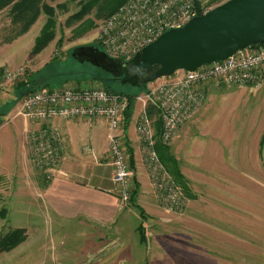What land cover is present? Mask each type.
I'll return each instance as SVG.
<instances>
[{
	"label": "rangeland",
	"instance_id": "1",
	"mask_svg": "<svg viewBox=\"0 0 264 264\" xmlns=\"http://www.w3.org/2000/svg\"><path fill=\"white\" fill-rule=\"evenodd\" d=\"M225 1L209 0V4L215 7ZM47 2L56 8L57 23L53 39L39 50L35 46L47 15L42 13L27 32L17 36L11 6L0 10V69L25 66L36 86L48 88L104 86V82L94 79V74L105 71L93 63L111 57L98 49L99 28L105 19L99 16L101 12L94 9L85 18L93 21L92 26L81 24L83 20L68 25V18L81 7L79 0ZM155 84L149 83L138 97ZM118 87L136 91L129 82ZM17 89L18 83L7 85L0 95V114H7L6 122L27 120L19 114V103L12 111L10 105L2 106ZM14 100L19 102L16 93ZM30 129L25 130L20 155H28V165L35 166L27 138ZM168 146L191 194L185 192L187 203L182 211L163 208L161 220L149 219L140 224L128 210L132 226L140 224V233L136 232V238L119 237V241L118 236H113L109 240H116L115 244L97 254H87L77 247L83 240L91 243L89 239L42 237L48 232H29L22 243L0 254V264H142L138 259L143 256L148 258L146 264H264V87L230 85L215 89ZM25 201L26 194L18 189L16 181L0 179L1 234L15 223H27L26 214L14 211L16 204ZM140 238L147 251L133 252L130 247L132 252L124 255L127 261L119 263L123 256L120 252Z\"/></svg>",
	"mask_w": 264,
	"mask_h": 264
},
{
	"label": "built area",
	"instance_id": "2",
	"mask_svg": "<svg viewBox=\"0 0 264 264\" xmlns=\"http://www.w3.org/2000/svg\"><path fill=\"white\" fill-rule=\"evenodd\" d=\"M214 6L209 0H126L99 28V40L111 57L129 60L165 31L182 27L193 17ZM25 66L0 69V95L5 87L28 78ZM144 96L137 97L159 111L161 142L170 144L181 127L209 100L215 89L236 85L264 87V44L238 50L230 57L201 65L195 70H178L154 81ZM128 97L103 86H41L19 101V114L30 121L48 123L54 119H104L108 125L109 154L113 167L118 209L131 205L132 170L124 145L122 118ZM144 160L160 205L171 212L182 211L187 203L184 190L174 181L156 150V131L144 111L137 124ZM33 161L46 179L58 171L64 140L55 127L27 131Z\"/></svg>",
	"mask_w": 264,
	"mask_h": 264
},
{
	"label": "crops",
	"instance_id": "3",
	"mask_svg": "<svg viewBox=\"0 0 264 264\" xmlns=\"http://www.w3.org/2000/svg\"><path fill=\"white\" fill-rule=\"evenodd\" d=\"M20 91L22 92V89H17L11 99L4 100L2 106L5 108L10 105L12 111L19 103L14 100L15 93L18 97ZM144 111L151 116L157 132L159 111L151 104L136 100L129 122L125 112L122 118L124 145L128 154L130 152L133 154L134 159L133 189H137L135 203L132 202L123 212L118 209L116 186L112 180L113 167L109 154L106 120L57 118L44 123L16 118L6 122L7 114L2 112L0 114V179L9 178L12 182L16 181L18 189L26 194L25 203L16 204L14 211L15 214H26L27 223L25 225L15 223L12 227L25 228L27 233L47 231L48 233L44 232L42 237L89 239L91 243L83 240L77 247L87 254H97L115 244L116 240L109 238L118 236L117 241L119 237L136 238V232L140 233L139 225L142 222L145 224L149 219L161 220L165 210L160 205L152 185L137 132V124ZM46 126L57 128L64 140L62 161L58 171L49 180L44 177L32 156L30 158L35 166L28 165V155L25 158L20 155V143L25 137V130L29 127L40 129ZM171 149H174V144ZM128 210L136 222L139 220L140 224H136V227L132 226L129 220ZM141 211H144L147 219L143 218ZM168 215L170 216V213ZM92 239L96 241L93 242ZM139 240L135 245L128 243L123 251H119L120 254L124 256L132 251L146 252L147 245H143L141 238ZM98 242H102V246L98 245ZM130 247L134 249L131 251ZM123 256L119 263L127 261V256L124 258ZM147 260L148 258L143 256L138 262L146 264Z\"/></svg>",
	"mask_w": 264,
	"mask_h": 264
},
{
	"label": "water",
	"instance_id": "4",
	"mask_svg": "<svg viewBox=\"0 0 264 264\" xmlns=\"http://www.w3.org/2000/svg\"><path fill=\"white\" fill-rule=\"evenodd\" d=\"M259 44H264V0H227L184 26L165 31L134 57L118 63L126 80L136 79L144 86Z\"/></svg>",
	"mask_w": 264,
	"mask_h": 264
},
{
	"label": "trees",
	"instance_id": "5",
	"mask_svg": "<svg viewBox=\"0 0 264 264\" xmlns=\"http://www.w3.org/2000/svg\"><path fill=\"white\" fill-rule=\"evenodd\" d=\"M69 1H77V0H69ZM126 0H79L81 5L80 9L71 15L67 23L71 25L75 21H82L81 24L85 22L90 23L92 26L94 23L90 19H85L89 14L96 11L101 12L99 16L103 18H108L112 15L120 5H122ZM11 6V18L12 22L18 26L17 36L24 34L29 30L32 24L36 21V19L42 14L45 13L47 15V21L42 29V33L37 38V43L35 49H42L46 44L50 42V40L54 37V29L57 23L56 17V8L52 7L47 0H0V10H3L5 7ZM104 19V20H105ZM98 49L106 52L102 43L99 41ZM257 46V45H253ZM93 54H91L90 61L92 62ZM119 58L114 57H103L102 60H98L93 62L101 70L102 75L94 74V79H98L104 82V86L107 90L112 92L121 93L128 97L129 105L125 110V117L127 122H129V118L132 114L134 104L138 95L144 90H146L147 85L139 86L137 84L136 79L126 80L127 75L123 68L119 66ZM129 82L132 86L136 88V91H129L127 89L117 88L118 84H127ZM118 83V84H117ZM41 86H36V82H34L30 77L26 80H21L18 82V89H22L20 91L19 97H24L28 93L39 89ZM158 131L156 132V150L162 160V162L167 166L168 170L172 173L174 180L178 185H181L184 192L190 194L189 187L187 185V180L184 178L181 169L177 160L174 158L171 153L170 147L161 142V129H162V121L159 117L158 122ZM130 158V166L132 170L134 169V159L133 154L129 153ZM133 179V178H132ZM134 185L137 187L136 181H134ZM185 193V194H186ZM137 194V189H132V198L131 203H135ZM137 206V205H136ZM138 207V206H137ZM143 218L146 217L144 211H141ZM141 227H144L141 225ZM27 237V231L25 228H15L10 227L7 232L1 234L0 233V254L5 251H10L20 243H22ZM145 237V236H144Z\"/></svg>",
	"mask_w": 264,
	"mask_h": 264
}]
</instances>
